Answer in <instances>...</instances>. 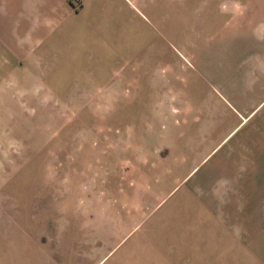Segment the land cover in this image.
Here are the masks:
<instances>
[{"label": "rangeland", "instance_id": "rangeland-1", "mask_svg": "<svg viewBox=\"0 0 264 264\" xmlns=\"http://www.w3.org/2000/svg\"><path fill=\"white\" fill-rule=\"evenodd\" d=\"M118 1L81 86L0 77V264H231L227 233L263 227L233 220L242 191L186 180L195 52L248 0Z\"/></svg>", "mask_w": 264, "mask_h": 264}, {"label": "crops", "instance_id": "crops-1", "mask_svg": "<svg viewBox=\"0 0 264 264\" xmlns=\"http://www.w3.org/2000/svg\"><path fill=\"white\" fill-rule=\"evenodd\" d=\"M250 4L248 0L237 6L203 52H195L196 68L208 79L196 75L202 98L196 94L191 102L193 152L185 154L191 159L186 180L193 177L210 189L242 191L233 196L235 203L241 201V217L233 220L264 223V0L253 4L256 12ZM116 7L118 0H0V77L14 71L37 79L23 83L41 86L35 92H54L52 88L64 85L59 79L81 86L75 79L90 70L87 47L105 45L98 13L114 16ZM116 29L110 26L114 45ZM93 62L96 71L97 59ZM216 129L223 136L211 146L207 136ZM227 237L229 263L264 264V224L257 233Z\"/></svg>", "mask_w": 264, "mask_h": 264}]
</instances>
